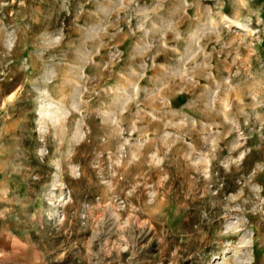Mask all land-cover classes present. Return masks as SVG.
I'll return each mask as SVG.
<instances>
[{"label": "rangeland", "instance_id": "374dc122", "mask_svg": "<svg viewBox=\"0 0 264 264\" xmlns=\"http://www.w3.org/2000/svg\"><path fill=\"white\" fill-rule=\"evenodd\" d=\"M0 180L44 264H264V0H0Z\"/></svg>", "mask_w": 264, "mask_h": 264}, {"label": "crops", "instance_id": "0c3cea01", "mask_svg": "<svg viewBox=\"0 0 264 264\" xmlns=\"http://www.w3.org/2000/svg\"><path fill=\"white\" fill-rule=\"evenodd\" d=\"M8 186L0 180V264H44L32 241L16 235L8 210L4 208Z\"/></svg>", "mask_w": 264, "mask_h": 264}]
</instances>
